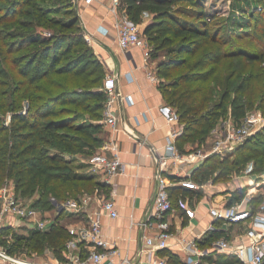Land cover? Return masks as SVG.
Returning a JSON list of instances; mask_svg holds the SVG:
<instances>
[{
  "label": "trees",
  "instance_id": "16d2710c",
  "mask_svg": "<svg viewBox=\"0 0 264 264\" xmlns=\"http://www.w3.org/2000/svg\"><path fill=\"white\" fill-rule=\"evenodd\" d=\"M2 1L0 19H13L24 29L11 48H31L14 56L6 72L0 64V183L13 177L18 193L34 197V204L44 209L52 208L51 196L65 199L87 192L109 194L110 186L95 173L78 170L86 164L76 158L77 153L90 156L102 143L97 121L103 117L107 100L102 88L104 64L87 41L75 12L66 18L50 16L72 10L74 0H58L59 4H53L54 0ZM179 1L121 0L120 8L138 23L143 22L144 14H154L143 34L156 43L151 56L159 58L156 70L166 104L176 109L184 123L178 144L185 152L183 143L201 148L224 116L230 114L240 123L255 107L261 75L239 69L243 71L264 54L236 46L222 25L214 27L217 12L209 14L200 0H186L195 7L177 6ZM253 7L255 11L245 16L244 26L252 27L254 20L263 23L258 30L264 39V13L257 1ZM234 27L233 23L230 29ZM261 45L264 47V42ZM3 55L7 57V52ZM262 134L261 130L247 137L238 151L223 157L209 155L192 171V178L201 183L210 178L219 181L240 172L251 160L252 171L259 177L264 171ZM245 190H232L228 204L240 202ZM260 200L259 195L251 197L254 210ZM62 217L58 216L48 231L0 227V245L23 255L48 248L65 260L71 235ZM9 234L12 240L7 241ZM208 234V240H214L222 229ZM170 264L182 262L172 255Z\"/></svg>",
  "mask_w": 264,
  "mask_h": 264
},
{
  "label": "crops",
  "instance_id": "0c3cea01",
  "mask_svg": "<svg viewBox=\"0 0 264 264\" xmlns=\"http://www.w3.org/2000/svg\"><path fill=\"white\" fill-rule=\"evenodd\" d=\"M74 4L84 23L85 31L92 36L90 44L96 55L117 78L118 128L112 130L100 120L97 121L101 123L97 135L102 143L85 161L86 165L83 167L87 172L95 173L98 179L105 180L106 176L101 168L97 172L90 170L95 166L98 156H111V153L102 147L106 140H115L118 143L121 158L127 165L126 172L114 178L109 194H98L102 198L114 199L119 213L116 217L102 215L103 237L108 245L112 244L118 249L112 257L113 264H123L125 257L130 260L128 264H157L154 259L160 257L166 258L170 263L172 255L182 264H233L237 258L235 252L217 249L213 244L214 240H208L211 234L205 233L213 221L209 212L210 204L218 196L224 195L227 198L225 193H219L224 188L212 178L202 183L196 181L200 185L198 189L182 186L177 181L202 162L189 163L183 160L180 168H176L167 157L169 125L162 111L166 101L156 70L159 58L151 56L146 68L142 48L134 46L129 51L121 50L114 28V21L121 8L114 11L113 0H74ZM153 16L152 13L144 14L145 22H149ZM128 71L132 72L131 78L126 75ZM149 71L154 72L159 81L152 80ZM182 124L184 127L183 122ZM196 145L183 143V152L188 155ZM177 169L183 174L178 173ZM160 173L167 176V189L174 203V209L167 215L171 222L172 237L165 249L149 251L145 237L154 234V230L146 227L144 222L154 210ZM228 183L231 186V182ZM245 183L249 184L247 180ZM226 194L230 196L231 190H227ZM252 196L250 193V197ZM247 198L244 196L243 201L241 200L243 207L250 202V198ZM76 217L70 223L80 219V216ZM244 228L242 224L227 225L219 237H226L235 246L242 245L248 241L245 236H240ZM192 241L197 243L201 254L192 253L189 249L187 243ZM101 248L104 249V246ZM51 252L49 249L46 255L39 256L40 259L49 258ZM196 260L198 263H195Z\"/></svg>",
  "mask_w": 264,
  "mask_h": 264
},
{
  "label": "built area",
  "instance_id": "2783aa9c",
  "mask_svg": "<svg viewBox=\"0 0 264 264\" xmlns=\"http://www.w3.org/2000/svg\"><path fill=\"white\" fill-rule=\"evenodd\" d=\"M90 2L91 0H86ZM114 11L120 8L121 0H113ZM118 45L123 51H129L137 46L143 49L146 68L151 57V47L147 37L143 34L140 23L133 20L129 14L120 9L114 21ZM85 37L90 43L92 36L85 32ZM152 80L159 81L154 72L149 71ZM126 75L131 78L132 72ZM103 90L106 93L103 117L101 123L112 130L118 128V115L116 102L119 95L117 78L113 72H107ZM169 125L167 135L166 154L172 160L176 168H180L183 160L187 162H203L209 155L218 154L221 157L232 152L234 148L242 143L258 126L264 125V115L257 111H248L240 123L223 124V133L213 138L211 148L206 150L198 148L191 150L188 155L182 152L178 145V138L183 133L184 127L176 109L168 104L162 106ZM181 125V127H177ZM103 149L109 151L111 156L103 154L96 158L95 166L91 172H97L101 168L105 174L104 182L112 186L113 180L119 174L126 172L127 165L120 155V147L115 140L103 142ZM178 173H182L177 169ZM257 182L260 183L258 177ZM253 180H250L249 184ZM179 182L182 186L198 189L200 185L192 178V172L185 173ZM169 181L163 173L158 175V188L154 204V210L144 222L146 227L153 229L154 234L147 235L146 245L149 251L165 249L172 237L171 222L167 215L174 209V203L167 189ZM253 186L248 188L247 195L253 191ZM218 196L209 208L213 221L208 225L205 233L224 229L227 225L242 224L244 231L241 237L248 238L242 245L235 246L226 237L214 239L213 244L221 251H233L237 258L233 264H264V199L254 210L252 207H243L241 202L228 204L227 198ZM248 197V196H247ZM249 199V197H248ZM251 199V198H250ZM34 197L22 196L15 186L10 182L0 185V227L11 226L13 228H37L48 231L55 223L58 216H63L61 221L72 216L81 217L77 222L65 223L71 237L66 243L67 257L65 260L59 258L40 259L37 255H23L10 252L5 246L0 245V264H113L112 257L118 249L107 243L102 234V215L116 217L119 215L116 202L110 197L102 198L98 194H83L79 198L69 197L59 199L51 196L52 208L44 209L34 204ZM7 241L12 240V234L6 236ZM192 253L201 254V250L195 241L187 243ZM104 246V249L101 247ZM123 264L130 260L125 257ZM157 264H170L164 257L154 259ZM198 263V260L195 261Z\"/></svg>",
  "mask_w": 264,
  "mask_h": 264
},
{
  "label": "rangeland",
  "instance_id": "374dc122",
  "mask_svg": "<svg viewBox=\"0 0 264 264\" xmlns=\"http://www.w3.org/2000/svg\"><path fill=\"white\" fill-rule=\"evenodd\" d=\"M200 1L202 2L204 9L207 12H209V14L217 12L218 17H217V19H215L213 21L214 27H216L217 25H222L223 28H225V30L231 36L230 38H232L233 43L236 46H238L240 44L249 51H253V52L258 53L260 55L264 54V47L261 45V43L264 42V39H262V36L259 35L260 30H258L263 25V23L258 22V24H257V21L254 20L253 21L254 24L252 27L244 26L246 24V17L248 18V16H249L248 14L254 10L253 6H255L256 1L258 2V6H259L258 9H260L262 11V13H264V0H200ZM3 2L4 1L0 0V4H2ZM54 3L59 4V1L54 0L53 4ZM176 5L177 6L182 5V6H188V7H195L194 4H190L186 0L179 1V2H177ZM28 8H32V7L28 6L27 9ZM64 10H66V11H64ZM64 10L60 13H50V16H58V17L66 18V17L72 16L75 12L80 18L79 11L75 7V5H74L72 10L71 9H64ZM69 12H72V13H69ZM0 17H1V15H0ZM22 18H23V20H25L26 17H22ZM189 18H192V17H189ZM26 19L31 20L30 17H28ZM151 20H153V17L151 18ZM235 21L239 22V24L236 25ZM80 22L82 23L83 28L85 29L84 23L82 22L81 18H80ZM147 23L148 22H145L144 18H143V22H140V26H141L142 31L144 29L143 27H145V25ZM233 23H234L235 27L233 29H230L232 27ZM23 30H24L23 27L21 25L15 23L13 19H8V17H4L3 19H0V59H1L0 64H2L1 70L4 72H6V70H8V68L11 66V60L14 58V56H17V55L25 52L26 50H30V48H31V47L20 48V49H15L14 47L11 48L12 41L19 40L20 37L18 34L20 31H23ZM10 34H14V36L9 37ZM255 36H257L258 39ZM147 40L149 42L148 38H147ZM153 44H156V43H152L151 41L149 42V46L152 48L151 52H153V50H155L154 49L155 45H153ZM5 49L7 51H5ZM4 52H7V57H5L3 55ZM103 64H104L103 74H104V76H106V73L108 72V70H107L106 64L105 63H103ZM241 67H243V66H241ZM251 70L255 71L256 73H259L261 76L259 79L260 80V83H259L260 88L257 90L256 95H255L256 105L253 109H251L249 111H257V112H260L261 114L264 115V55L261 56L260 60H257L255 62H249L248 65L245 68H243V71H241V68L239 69V71L241 73L245 72V74H248ZM72 84L73 83H70V85H72ZM224 122L236 124L234 121V118L230 114H228L227 116H224L220 120V122L217 123L216 126L211 130V132L208 136L209 141L206 140V142L201 143L202 144L201 148H204L206 150H209L211 148V143L213 141V138H216L223 133L222 129H223ZM261 130H262L263 134L260 136H261V138L264 139V125L258 126L255 130H253V132L249 136L256 135ZM240 144H238L234 148V150H237V147ZM238 150H239V148H238ZM66 155H69V154H66ZM76 155H77L76 158H78V162H84L85 163V161L88 160V158H89V156H84L80 153H77ZM253 168H254L253 160H251L247 165H245V167L240 172H233L230 176H226L225 178H220L218 183L221 184L222 188H224V189L220 190L219 193L220 194L225 193V195L227 196V199H228L229 196L226 194L227 190L229 191V189H230L232 191L236 188H241V187L245 190V187L247 185V183H245V181L247 180L249 183L250 180H253L252 183L248 184L247 189L244 191L245 192L244 196H246V197L248 196L249 198H251L250 195H247L246 193L248 192L247 191L248 188H251V186H253V189H251L253 191V193H251V194H253L255 196H258V195L261 196V200L259 202V203H261V201H263V199H264V171H261V172H259L260 174H258L259 175L258 178H263V179H260L261 182L259 184L257 182V179H256L257 175L254 174L252 171ZM78 170L80 172H82V170H83V172H87L86 169H83L80 167H78ZM260 175L263 177H260ZM235 178H236V180H234ZM240 179H242V180H240ZM7 181L10 182L12 184V186L14 185L16 188V181L13 177L3 179L2 183H0V185L4 184ZM228 182H231V186H230V183H228ZM86 194H97V193H88L87 192ZM82 195L83 194H80V196H82ZM246 200L244 201V203L246 202ZM242 201H243V199H242ZM242 201H240V202H242ZM246 205H247L246 207H251L250 203H248ZM74 217L75 216L69 217L68 219H64V222L65 223L66 222H72L74 220ZM31 251H33V252H31L32 255L40 256V255H46V253H48L49 249L48 248H44V249L41 248V249L37 250L38 252H36V250H34V249H32ZM51 253L52 254L50 257H52L53 259L58 258L54 254V252H51Z\"/></svg>",
  "mask_w": 264,
  "mask_h": 264
},
{
  "label": "water",
  "instance_id": "95a60500",
  "mask_svg": "<svg viewBox=\"0 0 264 264\" xmlns=\"http://www.w3.org/2000/svg\"><path fill=\"white\" fill-rule=\"evenodd\" d=\"M157 167H158V168L160 167V161H158Z\"/></svg>",
  "mask_w": 264,
  "mask_h": 264
}]
</instances>
